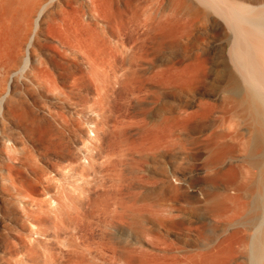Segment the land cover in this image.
Returning a JSON list of instances; mask_svg holds the SVG:
<instances>
[{"label":"bare ground","instance_id":"1","mask_svg":"<svg viewBox=\"0 0 264 264\" xmlns=\"http://www.w3.org/2000/svg\"><path fill=\"white\" fill-rule=\"evenodd\" d=\"M65 1L0 0V264H98L92 244L66 241L65 252H56L34 234L49 231L47 218L58 231L83 222L53 196L55 156L68 145V106L76 109L80 89L95 86L100 120L84 145L97 164L106 147L100 132L125 134L126 123L107 114L111 94L117 83L144 87L148 77L137 65L148 57L163 77L156 84L167 97L161 114L177 121L166 137L192 155L195 177L166 170L158 194L132 211L140 230L151 222L144 228L155 232L159 253L138 249V232L135 240L118 234L108 256L116 264H215L223 253V264H264V0H126L117 12L99 0ZM68 7L77 27L67 24ZM59 89L40 109L24 94ZM19 221L27 225L11 238Z\"/></svg>","mask_w":264,"mask_h":264},{"label":"rangeland","instance_id":"2","mask_svg":"<svg viewBox=\"0 0 264 264\" xmlns=\"http://www.w3.org/2000/svg\"><path fill=\"white\" fill-rule=\"evenodd\" d=\"M99 1L114 12H117L119 7L125 8L126 3V0ZM61 2L66 4L65 0H61ZM68 8L70 9L71 7ZM6 14L8 15V12ZM67 19L69 26L77 27L78 19L75 10L70 9ZM84 32L88 33V30L84 29ZM48 40L55 41L52 37H48ZM104 46L102 45V39H100L98 48L105 52L106 48ZM104 68L107 71L110 70L108 64H105ZM137 68H139L140 74L146 72L148 77L146 85L138 88V90L131 91L125 90L122 84L115 83L116 87L109 99L111 111L107 110V114L111 122L122 120L126 123L125 134H118L116 135L117 137L111 136L110 138V135L105 133L104 130L100 132L101 140L106 147L101 155L97 154L100 157L97 164L91 161L89 150L84 145L87 142L90 143L91 138L94 139L96 137L95 122L100 120V116L95 113V111L99 112L95 86L88 83L80 89L81 95L76 94V96L81 97L82 101L76 109L68 106V145L62 150L61 156H55L57 167L55 166L53 172V196L59 203H63L62 209L65 214L70 212L72 215H81L83 222L78 223L79 226L75 229H73V226H68L58 231L53 228L52 220L50 218L46 219L49 231L45 235L35 233L34 236L47 240V244L56 252L59 250L63 251V249L66 250V241H79L85 244H92L94 250L91 253L98 264H116L108 256L107 245L117 240L119 236L130 237L135 240L136 233L139 232L144 242L138 243V246L136 245L137 248L150 253H159L162 245L159 243L158 237L153 234L155 232L152 233L148 228L145 229V225L150 226L151 222L147 221V223L144 221L145 228L143 227L140 230L142 227H137L138 225L135 222V216L132 211L135 212L134 209L137 211L136 208L140 209V205L144 204L143 202L152 199L158 194L162 184L161 180L165 177L164 172L166 170L176 175L188 174L193 179L195 177L192 155L188 154L190 158L188 155L181 154L178 149L177 138L169 139L166 137V135H169V126L175 127L177 121L173 120L167 123L165 115L161 114L160 108L167 104V97L156 85L157 81L163 80L162 74L158 75L157 72L159 70L157 61L155 58L148 57L143 59L137 65ZM118 75L122 78L121 71ZM17 87H13L14 92L21 90L20 86ZM58 93L61 94L60 89L52 92L38 90V93L29 91L24 94L30 106L40 109V106L45 101L54 99L55 96L59 95ZM169 98L173 102L174 98ZM175 103L176 101L174 100V107ZM48 104L58 111H63L59 105L51 103V101ZM69 112L73 114L70 115ZM185 135L188 136L187 134ZM109 141H111V144L117 141L123 142L128 148L125 151L120 146L112 148ZM28 143L34 146L32 141H28ZM141 147H143L141 152L135 151V149L141 150ZM117 151H121L119 155ZM109 152L113 153V155H109ZM101 159H105V163L103 160V162H100ZM107 160L110 163H107ZM113 160L115 163L112 162ZM41 163H44V161H41ZM57 189H60L61 192L56 193ZM0 206H3V203L0 202ZM18 209L20 212L23 211L21 207H18ZM141 210H144V212L141 211L143 214L141 215L147 219L149 216L148 211L145 209ZM1 213H3V210L0 211V225L4 216ZM6 214L8 212H5ZM10 223L12 222L10 221ZM13 223L15 224V229L9 231L8 235L17 239V230H23L22 226L24 224L27 225V223L25 221L16 222L17 224ZM71 238L72 240H70ZM169 238L179 244L178 239L174 235L170 234ZM100 246L106 247L103 248L104 252L97 249ZM225 248L229 251L228 245ZM220 256H224L223 253ZM220 256L215 264H223ZM38 260L41 262L42 259L39 258Z\"/></svg>","mask_w":264,"mask_h":264}]
</instances>
